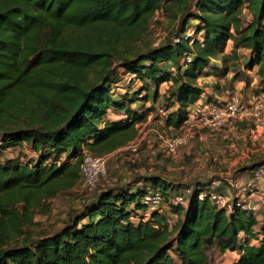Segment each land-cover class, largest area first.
I'll use <instances>...</instances> for the list:
<instances>
[{"label": "trees", "instance_id": "16d2710c", "mask_svg": "<svg viewBox=\"0 0 264 264\" xmlns=\"http://www.w3.org/2000/svg\"><path fill=\"white\" fill-rule=\"evenodd\" d=\"M159 10L167 33L153 44ZM120 67L128 80L115 93ZM253 69L264 87V0H0V264H210L208 248L236 252L231 264H264V218L216 206L205 181L191 190L158 174L98 192L53 233H25L80 179L83 147L105 155L136 137L162 83L177 128L205 97L199 77L249 80ZM16 146L34 157L4 154ZM152 189L187 203L145 217Z\"/></svg>", "mask_w": 264, "mask_h": 264}, {"label": "rangeland", "instance_id": "374dc122", "mask_svg": "<svg viewBox=\"0 0 264 264\" xmlns=\"http://www.w3.org/2000/svg\"><path fill=\"white\" fill-rule=\"evenodd\" d=\"M244 18L248 19L249 16L246 15ZM189 22L194 23L193 20ZM148 30L151 39L154 40L153 44L166 36V21L160 10L156 12L151 20ZM191 30L192 28H189L188 32L190 33ZM240 52L245 56L247 51L241 49ZM239 61L243 64L246 59L242 57ZM116 63L117 60L113 65L115 66ZM237 68H239L238 65ZM116 71L117 76L120 78L115 81L113 91L123 93L128 75H124L121 67L117 68ZM218 75L215 74L209 80H205L204 86L206 85V88L209 89L204 90L205 98H225L232 92L249 97L254 93L253 80L257 79L259 81L255 69L247 71V75L250 77L249 80L234 79L232 73L225 76H221L220 73ZM212 81L214 82L212 83ZM211 84L214 85L212 88ZM138 85L139 83H136L135 88ZM165 88L166 84L162 83L158 90L159 94L155 99V105L152 108L153 111L156 107L164 104L161 94ZM152 92L153 88L151 87L149 92L151 96ZM150 102L151 99L149 98L145 105L149 106ZM152 113V119L149 121L145 119L136 125L137 134L134 150L126 144L106 154V174L99 179L92 191L81 189L79 179L71 188L47 200L46 213H35L33 215L34 224L25 228V233L29 234L31 240L55 232L62 226L70 213L80 211L85 203L108 187L128 186L145 175L158 174L172 183H181L182 188L192 190L196 181L202 180L207 183L206 187L209 189L213 180L220 179L223 181V179L240 178L244 170L250 167L251 162H264V139L257 142L249 141L245 133L246 127L249 126L247 122L239 125L243 131L241 135L218 130L209 134L208 138H204V130L195 128L190 133L187 144L180 149L181 158H168L163 152L165 140L179 135L183 131L181 126L176 128L172 124L168 125L166 123L167 111L161 117L156 116L154 112ZM108 117L114 120L122 119L126 115L122 112L109 111ZM22 152L26 153L24 158L34 157L33 152L27 147L16 146L4 150L7 157H16ZM147 185L149 187L150 183H147ZM225 185L230 188L222 187L218 190L231 193L234 191V186L229 185L227 182ZM167 211H170V209ZM255 213L260 218H264V210L260 209ZM174 215L173 213V217ZM206 252L210 264H231L238 257L236 252H219L215 248H208Z\"/></svg>", "mask_w": 264, "mask_h": 264}, {"label": "built area", "instance_id": "2783aa9c", "mask_svg": "<svg viewBox=\"0 0 264 264\" xmlns=\"http://www.w3.org/2000/svg\"><path fill=\"white\" fill-rule=\"evenodd\" d=\"M178 41V38L174 39ZM190 58L187 57V61ZM254 93L249 97L230 93L225 98L216 97L208 99L201 97L188 106L186 117L181 123L182 133L164 142V155L171 159H180V149L188 142L190 133L195 129H203L204 136L212 134L218 130L242 134L240 124L248 123L245 133L249 141L257 142L264 139V87L262 83L254 79L252 82ZM156 116H163L166 110L163 106H158L153 111ZM153 113L147 115V121L152 119ZM135 149L136 139L128 143ZM107 163L105 155H94L86 147L81 151L80 163V188L92 191L99 179L106 174ZM264 162L253 166L250 170V177L246 180L236 179L230 184L234 186V191L223 192L216 187L221 184V180L211 181L210 190L207 191L209 200L218 207L232 210L235 208L249 212L264 210ZM186 192H190L186 189ZM204 193L200 194V197ZM146 210L144 216L148 217L152 212L166 213L172 206L186 205L185 194L180 191H173L171 194H163L158 189L148 190L141 197ZM168 223H172V218L168 217Z\"/></svg>", "mask_w": 264, "mask_h": 264}, {"label": "crops", "instance_id": "0c3cea01", "mask_svg": "<svg viewBox=\"0 0 264 264\" xmlns=\"http://www.w3.org/2000/svg\"><path fill=\"white\" fill-rule=\"evenodd\" d=\"M229 45H230V44H228L227 49L229 48ZM245 54H246V53H245ZM212 62H214V63H216V64L219 63L216 59H213ZM211 70H212V69H211ZM211 76H213V75H212V74H209V75H204V76L199 77L198 80H197L198 85L202 86L203 89L206 90V89H207V88H206V85L204 86V84L206 83L205 80H209V78H211ZM201 81H202V82H201ZM213 82H214V81H212V83H213ZM215 84H216V83H215ZM210 86H211V88H212L214 85L212 86V84H211ZM207 90H209V89H207ZM208 137H209V135L205 136L204 138H208ZM252 167H253V166H250V167H248L247 169H245L244 172L242 173V176H240V178H236V179H242V180H246V179H248V178L250 177V170H251ZM236 179H223V181L221 180V181H222L221 184H220L219 186H217L216 189L218 190V188H222V187H228V188H230L228 185H225V183L227 182L229 185H231L230 183L233 182V181H235ZM262 185H263V187H264V182L262 183ZM220 191H221V190H220Z\"/></svg>", "mask_w": 264, "mask_h": 264}]
</instances>
